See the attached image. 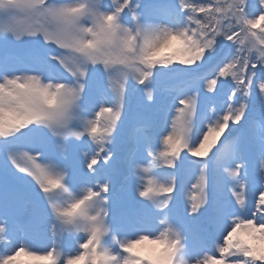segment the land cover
Returning a JSON list of instances; mask_svg holds the SVG:
<instances>
[{"label": "snow or ice", "instance_id": "obj_1", "mask_svg": "<svg viewBox=\"0 0 264 264\" xmlns=\"http://www.w3.org/2000/svg\"><path fill=\"white\" fill-rule=\"evenodd\" d=\"M0 264H264V0H0Z\"/></svg>", "mask_w": 264, "mask_h": 264}, {"label": "trees", "instance_id": "obj_2", "mask_svg": "<svg viewBox=\"0 0 264 264\" xmlns=\"http://www.w3.org/2000/svg\"><path fill=\"white\" fill-rule=\"evenodd\" d=\"M255 106H256L257 109L259 108V100H257V101L255 102Z\"/></svg>", "mask_w": 264, "mask_h": 264}, {"label": "rangeland", "instance_id": "obj_3", "mask_svg": "<svg viewBox=\"0 0 264 264\" xmlns=\"http://www.w3.org/2000/svg\"><path fill=\"white\" fill-rule=\"evenodd\" d=\"M129 128H130V125H129V127H128V130L126 131V133H125V136H127V133H128V131H129ZM190 186V185H189Z\"/></svg>", "mask_w": 264, "mask_h": 264}]
</instances>
